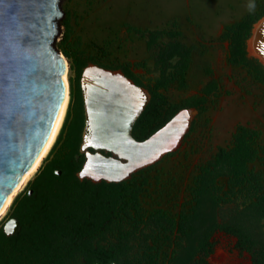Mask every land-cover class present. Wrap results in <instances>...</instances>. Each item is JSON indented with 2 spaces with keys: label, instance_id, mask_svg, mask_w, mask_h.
Masks as SVG:
<instances>
[{
  "label": "rangeland",
  "instance_id": "rangeland-1",
  "mask_svg": "<svg viewBox=\"0 0 264 264\" xmlns=\"http://www.w3.org/2000/svg\"><path fill=\"white\" fill-rule=\"evenodd\" d=\"M250 3L255 4L253 10L248 7ZM62 10L64 16L59 22L56 48L69 66L71 102L66 128L37 174L1 220L0 236L3 234L4 238H0V244L18 234L23 219L33 217L38 199L42 208L50 202L69 206L74 181H60L55 176L64 174L58 167L74 154L84 156L77 179L93 183L125 181L139 170L158 164L140 177V201L148 214L163 209L178 216L183 211L191 212L198 176L214 162L220 148L233 147V136L239 126L258 130L259 144L264 147V83L254 67L230 63L231 41L224 37L227 27L263 15L264 0H64ZM263 20L264 15L253 24L246 42L247 57L260 64L249 53V43ZM93 68L121 74L134 87L149 94L150 100L151 92L155 91L161 117L181 107L184 108L176 116L191 115L175 147L156 162L138 167L124 178L85 175L89 153L114 156L113 144L91 147L87 143L90 107L85 95L89 86L87 73ZM206 91L210 94L201 109L186 107L187 100L203 97ZM109 105L113 107L104 110L102 122L106 124L109 117V129L118 127L108 135L111 139L117 137L121 127L126 129L128 120L124 107L117 101ZM152 121V126L160 122L155 118ZM136 123V118L130 120L126 132L140 142L134 133ZM99 138L107 143L105 137ZM122 145L125 149L129 147L126 141L116 146ZM124 159L123 162L129 161ZM117 160L120 159L117 157ZM256 170H264V165L260 163ZM217 192L225 198L228 194L231 200L217 210L216 218L221 225L232 221L237 206L250 202L246 195H233L227 178L218 180ZM37 212L43 223L48 222L42 212ZM249 221L254 231L264 232V220ZM223 226L210 239L214 242L210 264H253L251 255L237 247L238 238L224 231ZM141 227L145 235L154 231L147 225ZM177 233L172 238L180 236ZM112 234L108 233L110 240H113ZM19 260L23 262L21 257Z\"/></svg>",
  "mask_w": 264,
  "mask_h": 264
},
{
  "label": "trees",
  "instance_id": "trees-1",
  "mask_svg": "<svg viewBox=\"0 0 264 264\" xmlns=\"http://www.w3.org/2000/svg\"><path fill=\"white\" fill-rule=\"evenodd\" d=\"M263 15L227 27L224 37L231 41L230 63L254 67L264 83L263 66L249 59L246 51L252 26ZM208 94L206 91L203 97L190 98L186 107L201 109ZM158 99V94L151 92L150 103L135 125V137L140 142L166 126L184 108L171 109L161 117ZM154 118L160 122L152 126ZM149 125L150 129L143 131ZM260 137L258 130L239 126L233 147L220 148L214 162L198 176L191 212L183 211L178 216L163 209L148 214L140 201V177L158 164L139 170L125 181L93 183L77 179L84 156L74 154L58 167L64 174L55 176L60 181H74L69 206L50 202L42 208L37 195L33 217L23 219L18 234L0 244V264H210L214 253L210 239L222 225L224 231L238 238L237 247L251 255L253 264H264V232L254 231L249 221L264 220V170H256L260 163L264 165ZM221 178H227L233 195H246L250 201L237 206L232 221L222 225L217 221V210L231 200L228 194L225 198L217 192ZM37 211L48 222L43 223ZM142 225L154 229L153 233L145 235ZM110 232L113 240L108 236ZM177 232L180 236L172 238Z\"/></svg>",
  "mask_w": 264,
  "mask_h": 264
},
{
  "label": "water",
  "instance_id": "water-1",
  "mask_svg": "<svg viewBox=\"0 0 264 264\" xmlns=\"http://www.w3.org/2000/svg\"><path fill=\"white\" fill-rule=\"evenodd\" d=\"M63 1L0 0V212L46 145L65 99L67 61L56 48ZM179 116L144 142L126 127L129 161L109 168L136 169L171 150L166 140Z\"/></svg>",
  "mask_w": 264,
  "mask_h": 264
},
{
  "label": "bare ground",
  "instance_id": "bare-ground-1",
  "mask_svg": "<svg viewBox=\"0 0 264 264\" xmlns=\"http://www.w3.org/2000/svg\"><path fill=\"white\" fill-rule=\"evenodd\" d=\"M254 34H255L254 39H252L249 43V53L256 58H260L264 62V25H262V22L259 25H257L254 31ZM64 80L66 83L65 99H64L62 108L60 110V113L58 115V118L56 120V123L54 125V128L52 130V133L46 145L44 146L43 150L41 151L36 161L32 165V167L24 175L19 186L9 196L4 208L0 212V222L6 216L8 211H10L9 209H11V206L13 205L16 197L19 195L20 192H22L26 188L29 182L37 174V172L43 165L44 161L48 158V156L50 155V153L52 152L53 148L55 147L58 141L61 131L63 130V127L67 119L70 102H71V86H70V81H69L68 62H67V71L64 75ZM87 80H88L89 86H88V90L86 93H87L88 104L90 107V115H89L90 116L89 118L90 131L88 134L89 138L87 137V143L89 142L88 143L89 145L90 143L92 144V142L97 144V142L93 141L94 135H96L98 138L99 136L105 137L107 139L106 141L107 143H105V146L109 144H113L112 147L115 148L114 151L118 153V155L126 157L127 151L125 147L123 148L122 146L118 148L116 146L118 144L120 145V143L117 142L115 136L112 137L111 139L107 138L108 135L112 132V130L115 131L118 129V127L114 129L113 128L109 129V122H108L109 117H106L107 118V120H105L106 124H104V122H102V119H103L102 113L104 112L106 108L109 109L110 107V109H112L113 106L109 104H112L113 101H117V100L122 101V99L128 98L130 100V103L132 104L131 107H128L130 109L127 108L128 110L127 120H129L130 122V120L135 118L143 108V102L140 100L141 96H139V93L135 89L134 85L130 81L126 80L121 74H118V73H111V74L103 73L102 71L93 68L88 71ZM104 81L105 82L107 81V84H104L105 83ZM105 86H107L108 88ZM112 88L114 90H112ZM115 118L116 120H118L117 113H115ZM190 120H191L190 113H182L178 117L176 124L174 125L172 131L169 133L168 139L166 140V147H175L178 144L181 136L187 129L190 123ZM123 131L124 130L122 128L121 131H118L116 133L118 139H119V136H122ZM100 142L101 144H103V142L99 138L98 143ZM164 150H166V148ZM163 151L160 154H158L155 159L159 158L164 153ZM155 159L148 160L146 163H143V164L151 163ZM112 161L113 160L106 161V163L104 164L105 161L101 163L100 159L96 157H91L90 162L88 163L85 169V175L92 176V177H99V176L105 175V176H109L115 179L124 178L130 173V171H132L136 167V165H132L130 163L128 166H126V169H120V170L115 171L113 170L114 169L113 167L109 168L110 167L109 164Z\"/></svg>",
  "mask_w": 264,
  "mask_h": 264
},
{
  "label": "crops",
  "instance_id": "crops-1",
  "mask_svg": "<svg viewBox=\"0 0 264 264\" xmlns=\"http://www.w3.org/2000/svg\"><path fill=\"white\" fill-rule=\"evenodd\" d=\"M107 82V81H106ZM135 89L138 91V93H139V96H141V98H140V100L143 102V108H142V110L140 111V113L135 117L136 118V121H138V119L140 118V116L143 114V112L145 111V109H146V107L148 106V104L150 103V98H149V94L147 95V93H145L144 91H143V89H141V88H139V87H135ZM112 90H114L113 88H112ZM85 97H86V100H87V103H88V99H87V96L85 95ZM145 97V98H144ZM144 100V101H143ZM117 102L120 104V105H122L124 108L123 109H125V118L127 117V119H128V110H127V108L128 107H131L132 106V104L130 103V100L128 99V98H124V99H122V101H120V100H117ZM128 109H130V108H128ZM132 119V118H131ZM135 120V119H134ZM127 121V120H126ZM128 122V125L126 126V127H129L130 126V122H129V120L127 121ZM88 127H89V125H88ZM121 128H125V126H123V127H121ZM117 136V135H116ZM96 135H94V137H93V141H95V142H97V144H95V143H93L92 142V144L90 143V146L92 147V146H96V145H98V147H105V142L100 138V140L103 142V144H101V142L100 143H98V140H99V138L97 137ZM116 138V140H117V142L118 143H121V144H123L125 141H124V139H123V137L122 136H119V139H118V137H115ZM98 139V140H97ZM97 140V141H96ZM100 144V145H99ZM123 146V145H122ZM119 147H121V146H119ZM113 149V152H114V156L112 157V156H109V155H105V154H103V153H98V154H93V153H89V155H88V163L90 162V158L91 157H96V158H98V159H100V161H101V163L104 161V160H109V161H111V160H113L112 162H110V164H114L115 163V161H116V163L117 162H120L121 164H125L126 162H123L122 161V159L123 158H125L124 160H127V154H126V157L125 156H120V155H118L114 150H115V148L113 147L112 148ZM99 155V156H98ZM117 157L120 159V160H118L117 161ZM116 158V159H115ZM88 163H87V165H88ZM112 170V169H111ZM113 170H115V169H113ZM108 171H109V169H108ZM117 171V170H116Z\"/></svg>",
  "mask_w": 264,
  "mask_h": 264
},
{
  "label": "clouds",
  "instance_id": "clouds-1",
  "mask_svg": "<svg viewBox=\"0 0 264 264\" xmlns=\"http://www.w3.org/2000/svg\"><path fill=\"white\" fill-rule=\"evenodd\" d=\"M248 7H249L250 10H253L255 8V4L254 3H250Z\"/></svg>",
  "mask_w": 264,
  "mask_h": 264
}]
</instances>
